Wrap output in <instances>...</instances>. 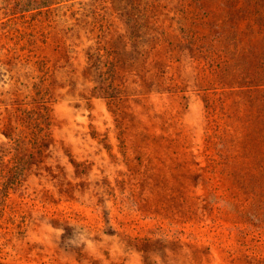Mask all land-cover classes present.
<instances>
[{"label":"rangeland","instance_id":"374dc122","mask_svg":"<svg viewBox=\"0 0 264 264\" xmlns=\"http://www.w3.org/2000/svg\"><path fill=\"white\" fill-rule=\"evenodd\" d=\"M0 264H264V0H0Z\"/></svg>","mask_w":264,"mask_h":264}]
</instances>
